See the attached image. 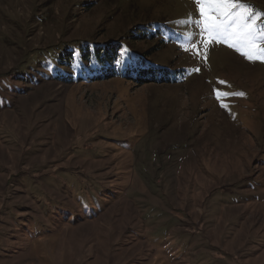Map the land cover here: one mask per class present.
Here are the masks:
<instances>
[{
  "label": "rangeland",
  "instance_id": "374dc122",
  "mask_svg": "<svg viewBox=\"0 0 264 264\" xmlns=\"http://www.w3.org/2000/svg\"><path fill=\"white\" fill-rule=\"evenodd\" d=\"M189 13L0 0V264H264V63L183 51ZM109 42L118 75L93 79L81 55ZM143 62L165 80L129 78ZM214 89L245 96L225 109Z\"/></svg>",
  "mask_w": 264,
  "mask_h": 264
},
{
  "label": "snow or ice",
  "instance_id": "6c2138e0",
  "mask_svg": "<svg viewBox=\"0 0 264 264\" xmlns=\"http://www.w3.org/2000/svg\"><path fill=\"white\" fill-rule=\"evenodd\" d=\"M193 2L197 8V15L189 13L188 17L176 21L179 26L198 30L178 34L183 39L179 45L183 51L206 60L210 44L224 43L250 62L264 63V13L244 0H193ZM192 71L199 72V68ZM214 94L220 106L225 109L229 108L226 101L230 97L245 96L243 92L216 89Z\"/></svg>",
  "mask_w": 264,
  "mask_h": 264
},
{
  "label": "trees",
  "instance_id": "16d2710c",
  "mask_svg": "<svg viewBox=\"0 0 264 264\" xmlns=\"http://www.w3.org/2000/svg\"><path fill=\"white\" fill-rule=\"evenodd\" d=\"M151 34V35H150ZM154 36L155 33H144V35H136L137 38H140L138 36H143V38L148 36ZM120 43H113L109 42L105 44L104 46H96L93 50L89 49V47L86 48V51L81 55L82 58L88 59V57L93 56V59L97 60V63L101 67V73L95 75L93 79H99L104 80L106 78H113L118 75V72L116 70V67L113 63H115V60H117L119 55V50L121 49ZM151 52H148L147 54H152L156 48L151 49ZM68 54H72V52H69ZM139 63L142 61H138ZM102 65V66H101ZM146 63L143 62L141 65L142 69L139 72V74L135 75H128L129 78L137 80V84H143L144 83H150V82H159L164 81L165 79L163 77H159L161 67H155V66H149L147 68H144ZM128 70V66L126 67L125 71ZM72 74H67L63 76L64 80L70 81L72 79ZM82 78V75H79ZM81 215L83 217L84 215L82 213H76ZM144 257V255L142 256ZM156 261H160V264H162V260L160 259V256L156 255V258H153ZM164 259V258H163ZM166 260V259H165ZM151 261H145L144 264H149ZM151 264V263H150Z\"/></svg>",
  "mask_w": 264,
  "mask_h": 264
}]
</instances>
